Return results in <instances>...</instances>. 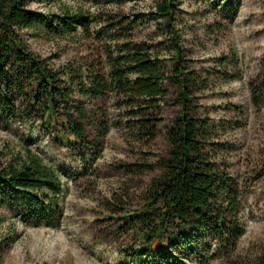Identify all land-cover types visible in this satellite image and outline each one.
<instances>
[{
	"label": "rangeland",
	"instance_id": "1",
	"mask_svg": "<svg viewBox=\"0 0 264 264\" xmlns=\"http://www.w3.org/2000/svg\"><path fill=\"white\" fill-rule=\"evenodd\" d=\"M21 1L54 28L64 15L86 21L70 35L39 22L20 34L23 45L56 72L85 65L86 72L109 78V56L129 40L151 46L170 71L178 37L186 73L198 79L192 116L222 125V139L233 146L230 172L240 185L245 233L235 247L221 244L213 231L194 253H172L184 264H264V104L254 101L258 94L264 100V0ZM162 6H170L171 17L158 15ZM165 85L168 99L147 113L159 120L154 141L140 138L134 130L139 119L111 91L99 99L74 96L94 116L85 124V147L63 140L55 126L47 129L42 113L26 119L20 110L15 117L0 111V161L31 152L57 171L63 188L62 215L53 226L0 209V264H135L130 255L140 254L144 241L127 223L150 209L152 183L168 159L166 133L182 113L179 90ZM16 99L18 107L33 101L30 91ZM60 116L66 120L64 109ZM101 125L108 128L105 136Z\"/></svg>",
	"mask_w": 264,
	"mask_h": 264
},
{
	"label": "trees",
	"instance_id": "2",
	"mask_svg": "<svg viewBox=\"0 0 264 264\" xmlns=\"http://www.w3.org/2000/svg\"><path fill=\"white\" fill-rule=\"evenodd\" d=\"M168 7H160L158 15L171 17ZM76 19L64 15L54 28L48 18L28 12L21 0H0V111L15 117L20 110L26 119L42 113L47 129L55 126L63 140L85 147L90 145L85 124L91 123L94 116L75 102L74 96L78 93L99 99L111 91L120 106L139 119L134 121V130L140 138L154 141L159 120L148 119L147 113L168 99L166 83L176 86L180 92L176 104L182 107V113L166 133L168 159L161 160L163 176L152 183L150 209L135 213L127 223L128 231L144 241L143 251L130 256L135 264H184L172 250L194 253L195 244L213 231L221 244L235 247L245 229L240 222V185L230 172L233 146L222 139V125L192 116L191 97L198 79L186 73L178 37L173 39L172 70L154 55L151 46L129 40L120 53L109 56V78L90 68L86 72L85 65L53 71L21 41L20 34L36 28L38 22L49 31L70 35L78 23L86 24L84 18ZM29 91L33 101L19 108L16 98ZM254 101L259 107L264 104L259 94ZM62 109L66 111L65 121L60 116ZM107 132V126L101 125L100 134L105 136ZM62 193L57 171L37 155L30 152L0 161V209L53 226L62 215Z\"/></svg>",
	"mask_w": 264,
	"mask_h": 264
}]
</instances>
